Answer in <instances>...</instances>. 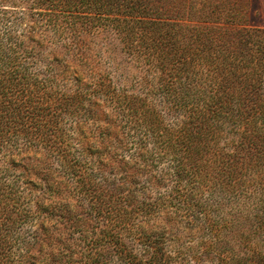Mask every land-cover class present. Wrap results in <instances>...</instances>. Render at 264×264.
<instances>
[{
	"label": "trees",
	"instance_id": "16d2710c",
	"mask_svg": "<svg viewBox=\"0 0 264 264\" xmlns=\"http://www.w3.org/2000/svg\"><path fill=\"white\" fill-rule=\"evenodd\" d=\"M155 3L0 0V264H264V37L224 1ZM106 27L160 69L166 114L33 55Z\"/></svg>",
	"mask_w": 264,
	"mask_h": 264
},
{
	"label": "rangeland",
	"instance_id": "374dc122",
	"mask_svg": "<svg viewBox=\"0 0 264 264\" xmlns=\"http://www.w3.org/2000/svg\"><path fill=\"white\" fill-rule=\"evenodd\" d=\"M161 3L164 0H159ZM172 1V0H165ZM198 0H175L177 8L182 11L189 12L191 4ZM211 1V0H207ZM219 2H226L232 6L234 10V5L236 9L241 13L240 22H236V19L230 17L229 26L233 30L234 27L244 28L250 34L254 36L264 37V0H218ZM165 3V2H164ZM156 5L158 0H156ZM163 4V3H162ZM188 16V15H185ZM34 19L37 20L40 26H45L47 24L46 17L38 13H34ZM167 18H177V14L173 16H166ZM182 18V17H181ZM184 18V17H183ZM185 22H190V19L185 18ZM100 31L102 29H99ZM230 32H234V31ZM82 31V30H80ZM236 31V30H235ZM3 34H6V29H2ZM52 37L49 40L48 46L43 51H37L35 57L43 58L49 57L52 53L61 52L65 56L71 54L77 59V63L81 64L83 67L91 65L92 74H98V71H108L109 79L112 80L114 84L125 87V91L129 95H134L135 97L140 96L142 98H148L149 101H154L155 105L158 107L162 114H166L167 111L163 107L161 101V94L154 89L158 90L157 80L161 77L164 78L162 72L159 68L150 69L151 63L148 58L138 56L132 52V47L126 46L121 38L114 33L111 29L103 30V34L97 31H92L85 33H70L66 32L62 36H55L53 32L55 30L51 29ZM5 36L2 35V38ZM152 64V63H151ZM155 64V63H154ZM157 66V65H154ZM36 73H44L45 66L43 64H30L29 66ZM102 68V69H101ZM84 75H86L84 73ZM169 81H174L173 78H169ZM143 81L147 85L143 84ZM155 87H153V86ZM119 88V87H118ZM135 92L137 95H135ZM112 95L108 98L111 103ZM112 104V103H111ZM173 120L170 118L165 120V126H172ZM133 141L138 142V137L132 138ZM146 140L151 141L150 138ZM10 178V177H9ZM10 181V180H9ZM156 195V193H154ZM207 198H212L208 196ZM29 228H24L23 232L29 235ZM12 245V243H10ZM9 245V246H10Z\"/></svg>",
	"mask_w": 264,
	"mask_h": 264
}]
</instances>
